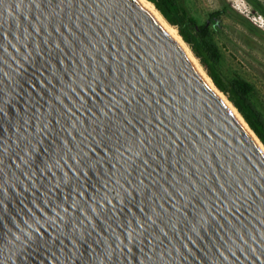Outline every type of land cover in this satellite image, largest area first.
<instances>
[{"label": "water", "instance_id": "obj_1", "mask_svg": "<svg viewBox=\"0 0 264 264\" xmlns=\"http://www.w3.org/2000/svg\"><path fill=\"white\" fill-rule=\"evenodd\" d=\"M196 70L140 0H0V264H264V153Z\"/></svg>", "mask_w": 264, "mask_h": 264}, {"label": "trees", "instance_id": "obj_2", "mask_svg": "<svg viewBox=\"0 0 264 264\" xmlns=\"http://www.w3.org/2000/svg\"><path fill=\"white\" fill-rule=\"evenodd\" d=\"M147 1L154 5L170 26L177 28L178 34L189 45L214 87L227 97L264 147V104L258 90L243 77L225 71L224 52L218 42L221 32L218 24L221 25L224 18L241 20V16L224 1L220 10L208 14L206 20L200 22L192 14L186 0ZM245 1L264 18L262 0Z\"/></svg>", "mask_w": 264, "mask_h": 264}, {"label": "rangeland", "instance_id": "obj_3", "mask_svg": "<svg viewBox=\"0 0 264 264\" xmlns=\"http://www.w3.org/2000/svg\"><path fill=\"white\" fill-rule=\"evenodd\" d=\"M186 1L192 14L200 22L205 21L208 14L220 10L224 1L241 16V20L234 21L224 18L221 25L218 24L221 31L218 42L224 52L223 65L226 72L237 74L252 83L258 90L259 97L264 104V30L255 25L247 17L248 12L257 13L245 0ZM262 2L264 3V0ZM248 23L251 27H249ZM175 30L178 33L177 28ZM186 45L189 48V45ZM192 55L194 54L192 53ZM193 58L197 60L195 56ZM197 62L202 71H204L205 69L199 60ZM204 73L206 74L205 71ZM222 95L227 100V97L224 94Z\"/></svg>", "mask_w": 264, "mask_h": 264}, {"label": "bare ground", "instance_id": "obj_4", "mask_svg": "<svg viewBox=\"0 0 264 264\" xmlns=\"http://www.w3.org/2000/svg\"><path fill=\"white\" fill-rule=\"evenodd\" d=\"M150 11L151 13L160 21V23L170 32L172 33V35L180 42V44L183 46V48L185 49L186 53L188 54L189 58L191 59V61L193 62L194 67L197 69L196 71L201 75V77L208 83V85L215 90V92L221 97V99L228 105V107L231 109V111L235 114V116L238 118V120L242 123V125L244 126V128L247 130V132L254 138L255 142L259 145L260 149L263 151L264 153V147L261 144V142L258 140V138L255 136L254 132H252V130H250L249 126H247L244 122V119L241 118V116L239 115V112H237L235 110V108L230 104L229 101H227L225 99V97L222 95V93H220V91H218L213 83L211 82V80L208 78V76L204 73V71H202V68L199 66L197 60L195 58H193V55L190 51V49L187 47L186 43H184V41L181 39L180 35L177 33V31L174 29V27L169 26V24L167 22H165L164 18L162 17V15L156 10V8L154 7L153 4L149 3L147 0H140Z\"/></svg>", "mask_w": 264, "mask_h": 264}, {"label": "built area", "instance_id": "obj_5", "mask_svg": "<svg viewBox=\"0 0 264 264\" xmlns=\"http://www.w3.org/2000/svg\"><path fill=\"white\" fill-rule=\"evenodd\" d=\"M247 17L259 28L264 30V18L258 14L248 12Z\"/></svg>", "mask_w": 264, "mask_h": 264}]
</instances>
